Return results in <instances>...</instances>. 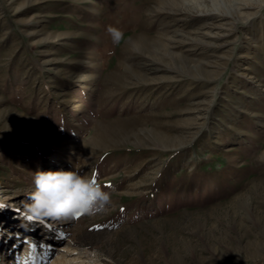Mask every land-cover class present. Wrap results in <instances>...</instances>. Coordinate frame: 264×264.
I'll use <instances>...</instances> for the list:
<instances>
[{
	"label": "rangeland",
	"instance_id": "rangeland-1",
	"mask_svg": "<svg viewBox=\"0 0 264 264\" xmlns=\"http://www.w3.org/2000/svg\"><path fill=\"white\" fill-rule=\"evenodd\" d=\"M74 168L105 210L29 220ZM0 205L27 264H264V0H0Z\"/></svg>",
	"mask_w": 264,
	"mask_h": 264
},
{
	"label": "clouds",
	"instance_id": "clouds-1",
	"mask_svg": "<svg viewBox=\"0 0 264 264\" xmlns=\"http://www.w3.org/2000/svg\"><path fill=\"white\" fill-rule=\"evenodd\" d=\"M107 31L114 44L120 43V30L109 26ZM4 131H11L10 126ZM33 185L24 192L30 201L24 204V213L35 219L72 221L78 213L91 216L103 212L111 200V194L102 189L96 176H85L76 168L37 170Z\"/></svg>",
	"mask_w": 264,
	"mask_h": 264
},
{
	"label": "bare ground",
	"instance_id": "bare-ground-1",
	"mask_svg": "<svg viewBox=\"0 0 264 264\" xmlns=\"http://www.w3.org/2000/svg\"><path fill=\"white\" fill-rule=\"evenodd\" d=\"M12 220V219H11ZM4 219L0 220V264H27L33 261L34 251H38L41 258H45V250L48 247V241L44 240V233L35 231L33 225L23 231L21 227H9L12 222L2 224ZM32 224V223H31ZM19 242L18 251L20 255L14 251L13 244ZM11 248L13 250L11 251ZM10 250V251H9ZM75 251H66L65 254H71ZM80 256L69 257L67 255L55 257L50 264H75L80 262ZM82 260V259H81ZM29 262V263H30ZM80 264V263H77ZM82 264V263H81Z\"/></svg>",
	"mask_w": 264,
	"mask_h": 264
},
{
	"label": "snow or ice",
	"instance_id": "snow-or-ice-1",
	"mask_svg": "<svg viewBox=\"0 0 264 264\" xmlns=\"http://www.w3.org/2000/svg\"><path fill=\"white\" fill-rule=\"evenodd\" d=\"M94 177H95V174H94ZM110 186V185H109ZM3 205H0V207H2ZM82 214H77V217L76 218H79ZM29 220H32V219H35L33 217H28ZM96 227H99V226H96Z\"/></svg>",
	"mask_w": 264,
	"mask_h": 264
}]
</instances>
